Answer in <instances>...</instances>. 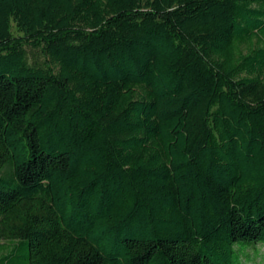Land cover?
Here are the masks:
<instances>
[{
    "label": "trees",
    "instance_id": "trees-1",
    "mask_svg": "<svg viewBox=\"0 0 264 264\" xmlns=\"http://www.w3.org/2000/svg\"><path fill=\"white\" fill-rule=\"evenodd\" d=\"M242 241L264 0H0V264H239Z\"/></svg>",
    "mask_w": 264,
    "mask_h": 264
},
{
    "label": "rangeland",
    "instance_id": "rangeland-1",
    "mask_svg": "<svg viewBox=\"0 0 264 264\" xmlns=\"http://www.w3.org/2000/svg\"><path fill=\"white\" fill-rule=\"evenodd\" d=\"M13 31L15 32L14 28ZM234 248L239 264H264V242L253 244L242 241L236 243Z\"/></svg>",
    "mask_w": 264,
    "mask_h": 264
}]
</instances>
